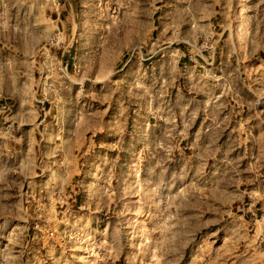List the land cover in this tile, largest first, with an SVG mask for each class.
<instances>
[{
    "label": "rangeland",
    "instance_id": "374dc122",
    "mask_svg": "<svg viewBox=\"0 0 264 264\" xmlns=\"http://www.w3.org/2000/svg\"><path fill=\"white\" fill-rule=\"evenodd\" d=\"M0 264H264V0H0Z\"/></svg>",
    "mask_w": 264,
    "mask_h": 264
},
{
    "label": "bare ground",
    "instance_id": "6f19581e",
    "mask_svg": "<svg viewBox=\"0 0 264 264\" xmlns=\"http://www.w3.org/2000/svg\"><path fill=\"white\" fill-rule=\"evenodd\" d=\"M128 216H129V215H128ZM130 218H131V217H130ZM128 219H129V218H128ZM131 224H132V223H131ZM130 226H131V225H130ZM130 226H129V227H130Z\"/></svg>",
    "mask_w": 264,
    "mask_h": 264
}]
</instances>
